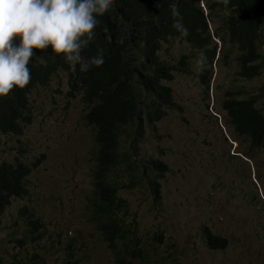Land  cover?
Wrapping results in <instances>:
<instances>
[{
    "label": "rangeland",
    "instance_id": "1",
    "mask_svg": "<svg viewBox=\"0 0 264 264\" xmlns=\"http://www.w3.org/2000/svg\"><path fill=\"white\" fill-rule=\"evenodd\" d=\"M219 16L210 19L212 33L220 32L225 16ZM258 47L263 56L259 77L240 78L238 54L232 50L227 62L213 65L207 88L199 78L202 52L181 38L165 45L164 61L177 65L183 56L188 61L186 71L175 72L167 84L175 108L158 126L143 131L139 142L125 140L122 150L140 147L143 165L153 160L168 169L160 198L150 183L122 195L151 252L146 264H264V149L252 151L249 141L226 125L222 110L227 92L235 91L242 100L256 99L264 114V30ZM67 92L65 75L49 88L37 89L31 95L32 122L24 134L0 135V164L20 159L35 167L29 195L15 197L0 218V264H67L74 249L82 264H114L89 217L93 131L85 122L83 101L70 100ZM23 209L42 220V239L28 231ZM206 228L228 240L224 251L206 246Z\"/></svg>",
    "mask_w": 264,
    "mask_h": 264
},
{
    "label": "trees",
    "instance_id": "2",
    "mask_svg": "<svg viewBox=\"0 0 264 264\" xmlns=\"http://www.w3.org/2000/svg\"><path fill=\"white\" fill-rule=\"evenodd\" d=\"M204 8L206 12L201 0H114L110 10L98 18L95 37L82 52L88 57L103 49L101 66L82 73L78 65L70 67L50 50H34L37 54L28 65L29 83L0 96V135L12 136H22L32 122L31 95L39 88H49L62 75L66 76L68 98L83 101L84 119L95 142L89 217L114 264H146L151 259L150 250L139 237L131 204L122 195L150 183L160 198L168 169L153 160L143 165L140 147L122 150L125 140L139 142L143 131L158 126L167 111L175 108L174 92L167 84L175 72L186 71L188 61L186 56L177 65L163 60L161 53L169 39L181 38L192 50L202 52L199 78L207 88L213 65L219 60L227 62L232 50L238 54L240 78L253 80L262 73L258 40L264 30V0H205ZM175 11L187 34L172 27ZM222 14L225 19L220 32L212 33L210 19H219ZM227 46L230 49L226 52ZM256 105V99L242 100L235 91H228L222 103L226 125L248 140L252 151L264 149V114ZM133 128H137L136 134L130 133ZM34 171L35 167L20 159L0 164V218L15 197L29 195ZM21 215L32 237L42 239V220L28 209ZM203 237L211 250L228 247L226 238L207 228ZM67 264H82L78 250L68 252Z\"/></svg>",
    "mask_w": 264,
    "mask_h": 264
},
{
    "label": "clouds",
    "instance_id": "3",
    "mask_svg": "<svg viewBox=\"0 0 264 264\" xmlns=\"http://www.w3.org/2000/svg\"><path fill=\"white\" fill-rule=\"evenodd\" d=\"M114 0H0V96L23 89L31 80L34 50H50L70 67L88 72L104 63L103 49L82 55L95 37V28ZM227 3V0H224ZM172 27L187 34L173 13ZM106 31V29H105Z\"/></svg>",
    "mask_w": 264,
    "mask_h": 264
}]
</instances>
